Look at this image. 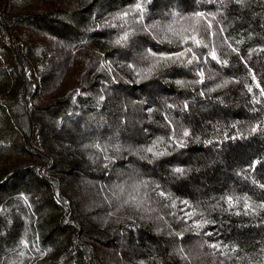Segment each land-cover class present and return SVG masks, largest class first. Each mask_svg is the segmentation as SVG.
<instances>
[{
    "label": "trees",
    "instance_id": "obj_1",
    "mask_svg": "<svg viewBox=\"0 0 264 264\" xmlns=\"http://www.w3.org/2000/svg\"><path fill=\"white\" fill-rule=\"evenodd\" d=\"M260 185L264 0H0V264H264Z\"/></svg>",
    "mask_w": 264,
    "mask_h": 264
},
{
    "label": "snow or ice",
    "instance_id": "obj_2",
    "mask_svg": "<svg viewBox=\"0 0 264 264\" xmlns=\"http://www.w3.org/2000/svg\"><path fill=\"white\" fill-rule=\"evenodd\" d=\"M133 11H134V12H139V13L141 14V15H140V20L142 21V20H143V15H142L143 8H142V5H141L140 3H137V4L135 5V9H134ZM128 15H129L128 12H124V13H122V14H117V18H119V19H121V20H126V18L128 17ZM208 15H212V14H208ZM191 18H192L193 20H197V21L200 20V19H204L205 21H207V23H208V27H209V28L211 27V22L207 20V16H206L205 13H203V12H196V13L193 14V16H192ZM128 35H129L128 33H125V35H124L121 39H122V40H127V39H128ZM188 39H191L192 42H193L194 44H196L197 46H200V44H201V41L198 40V39L196 38L195 35L190 36V37H182V40H183L184 43H187ZM119 42H120V41H117V43H119ZM204 46L207 47V45H204ZM187 51H191V49H188ZM153 55H155V54L153 53ZM175 55H176L177 58H179L180 56L184 55V53H176ZM211 55H212V58H213V59H216V55H215L214 52H212ZM172 58H173L172 56H164V55H162V56L160 57L161 60H170V59H172ZM189 63H191V61H189ZM224 63H227V62L225 61ZM200 75L203 76V73H201ZM249 91H251V89H249ZM253 131H255V129H253ZM184 135H188V133H184ZM181 146H183V145H181ZM147 151L152 152V149L149 148V149H147ZM156 155H162V153H156ZM176 171L181 172L182 169H176ZM260 187H261V188H264V185H260ZM161 195H163V193H161ZM245 199H246V198H245ZM227 202H228L230 205L232 204L233 199H232L231 196L227 197ZM259 207L264 208V204L259 205ZM245 208H246V209L251 208L253 212L255 211V209L252 208V205L247 204V203L245 204ZM213 247H217V245H213Z\"/></svg>",
    "mask_w": 264,
    "mask_h": 264
},
{
    "label": "rangeland",
    "instance_id": "obj_3",
    "mask_svg": "<svg viewBox=\"0 0 264 264\" xmlns=\"http://www.w3.org/2000/svg\"><path fill=\"white\" fill-rule=\"evenodd\" d=\"M69 164H71V163H69Z\"/></svg>",
    "mask_w": 264,
    "mask_h": 264
}]
</instances>
